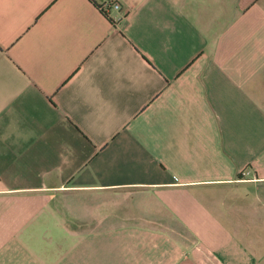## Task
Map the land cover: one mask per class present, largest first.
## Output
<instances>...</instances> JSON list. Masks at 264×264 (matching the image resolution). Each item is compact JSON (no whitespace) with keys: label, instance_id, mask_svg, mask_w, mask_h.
Instances as JSON below:
<instances>
[{"label":"crops","instance_id":"1","mask_svg":"<svg viewBox=\"0 0 264 264\" xmlns=\"http://www.w3.org/2000/svg\"><path fill=\"white\" fill-rule=\"evenodd\" d=\"M113 1L0 0V264H264V0Z\"/></svg>","mask_w":264,"mask_h":264},{"label":"built area","instance_id":"2","mask_svg":"<svg viewBox=\"0 0 264 264\" xmlns=\"http://www.w3.org/2000/svg\"><path fill=\"white\" fill-rule=\"evenodd\" d=\"M111 7H113V9L117 11H120L122 8V4L119 1L114 0L113 2H111ZM119 20H120L119 17H114V21H119Z\"/></svg>","mask_w":264,"mask_h":264}]
</instances>
